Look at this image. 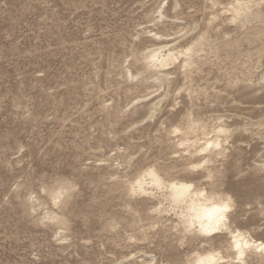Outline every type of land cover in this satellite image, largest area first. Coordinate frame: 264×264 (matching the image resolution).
Returning a JSON list of instances; mask_svg holds the SVG:
<instances>
[{
	"label": "rangeland",
	"instance_id": "1",
	"mask_svg": "<svg viewBox=\"0 0 264 264\" xmlns=\"http://www.w3.org/2000/svg\"><path fill=\"white\" fill-rule=\"evenodd\" d=\"M214 1L221 6L212 0H0V264H185L200 249L198 243L171 248L172 233L148 227L149 239L135 240L147 221L134 224L129 205L135 199L123 188L138 168L173 151L178 139L168 136V122L160 123L174 104L183 102L174 112L186 109V93L178 95L177 87L197 90L195 103L210 108V127L218 124L214 116L241 126L264 116V83L257 84L264 74V19L246 27L225 23L221 7L232 0ZM175 3L170 28L157 12ZM218 12L216 25L207 27ZM194 22L200 28L189 37H207L200 70L192 84L178 78L163 112L147 119L145 105L165 91L151 88L152 80L142 86L145 80L126 77L129 68L145 72L137 59L154 42L144 32L166 31L173 40ZM247 129L228 146L230 163L240 159L243 173L231 169L219 183L244 208L239 226L264 239V216L256 217L264 207V171L250 170L264 156V126ZM65 184L68 204L54 205L48 193Z\"/></svg>",
	"mask_w": 264,
	"mask_h": 264
},
{
	"label": "bare ground",
	"instance_id": "2",
	"mask_svg": "<svg viewBox=\"0 0 264 264\" xmlns=\"http://www.w3.org/2000/svg\"><path fill=\"white\" fill-rule=\"evenodd\" d=\"M178 4L175 3L171 9L163 5L160 6L157 12L159 22L166 23L165 25L170 28L174 27L176 20H172L169 11L176 12ZM262 4H264V0H232L227 6L221 7L223 8L222 15H224L222 21L239 23L241 26L255 21L261 22L264 19V11L256 10V8ZM212 5L221 6L214 0H212ZM212 18L207 27L216 25L220 19L219 12ZM190 24H183L184 26L177 36H173L175 37L173 40L170 39V34L166 31L144 32L154 42L150 47H147L141 57L139 55L140 59H137L142 62L145 72L135 74L129 68L126 77L131 80H145L142 86L152 80V84L149 83L151 88L157 87L165 91L158 100L148 101L149 103L145 105L147 119L152 120L159 116V110L161 113L163 112L164 105L162 103L172 93L171 88L178 83V78L182 77L184 81L193 83V74L199 69V53L204 51L207 37L206 33H198L196 36L189 37L200 28V25L198 26L196 23ZM248 32L251 33L250 30ZM253 33L260 34V28H255ZM181 40L186 41L181 44ZM178 44L181 45L178 46ZM135 56L137 57V55ZM262 83H264V74L260 76L257 84ZM174 91H177L178 95L185 92L183 99H187L188 102H186V109H179L176 112L173 109L183 102L174 104L171 106L173 109L165 114L168 115V118L164 120L161 118L160 127L168 122L170 126L167 131L168 136L175 135L178 139L177 143L172 146L173 151L163 153L153 164L138 168L135 176L124 183L123 194L135 199L134 206L129 205L135 216L134 224L147 221V224L142 227L143 230L141 229L133 238L137 241H147L149 233L145 228L148 227V231L172 233L175 239L173 243L168 244L171 248L178 244L193 245L198 243L201 245L200 249H195L193 254L186 259L185 264H190L194 254H198L205 264H252V261L258 258H260L258 261L264 264V239L254 237L249 231L239 226L237 220L244 208L240 211L235 197L219 183V178L231 169L235 176L243 173L240 159H235L231 163L229 161L233 155L228 153L230 149L228 146L231 143L234 146L237 142L235 133L247 131L248 126L257 128L264 126V116L262 115L256 121L250 120L247 124L243 122L244 126L239 123L230 125L223 121L224 116L216 118L214 116L218 124L210 127L207 124L210 108L208 105L200 108V105L195 103L197 90L188 86L187 88L177 87ZM150 96L136 99V103L150 100ZM213 96L216 100L220 99V92L215 91ZM177 129L179 131H176ZM259 135H261L260 132ZM181 148L184 149L183 152H180ZM239 150L242 151L240 147ZM259 157L260 160L250 167L254 175H259L264 171V156ZM150 171H153L155 175H149ZM173 185L176 186L175 189H173ZM187 185H191V191L186 193L182 186ZM262 190L258 189V191ZM69 192L70 187L65 184L50 191L48 196L54 205H66L68 204L67 199L62 200V197ZM70 194L68 197L71 196ZM225 205L229 209L226 213H214L211 217L208 216L211 209L221 208ZM220 216H224V220L220 222L219 230L210 231L212 227L216 226ZM259 216H264V207L258 209L256 217ZM46 218L58 225L68 226L67 221L59 216L51 214ZM193 223L195 227H191ZM205 229H209V231H205ZM237 244L240 245L239 249L236 247ZM133 257L132 255L131 258ZM152 261H155L153 257Z\"/></svg>",
	"mask_w": 264,
	"mask_h": 264
},
{
	"label": "snow or ice",
	"instance_id": "3",
	"mask_svg": "<svg viewBox=\"0 0 264 264\" xmlns=\"http://www.w3.org/2000/svg\"><path fill=\"white\" fill-rule=\"evenodd\" d=\"M176 131H179V130L177 129ZM209 147H210V146H209ZM217 147H219V145H217ZM148 174H149V175H153V176L155 175V173H154L153 171H150ZM157 182H159V181H157ZM138 183H139V182H138ZM172 187H173V189L176 188L175 185H173ZM182 187L184 188V191H185L186 193L191 191V185L182 186ZM201 195H204V194L201 193ZM33 199H34V197H33ZM57 203H58V201H57ZM224 210H225V211L228 210V206H227V205L224 206ZM223 220H224V216H220L219 219H218L217 222H216V226L212 227V228L210 229V231H218V230H219V224H220V222L223 221ZM205 231H209V229H205ZM236 247L239 249L240 245L237 244Z\"/></svg>",
	"mask_w": 264,
	"mask_h": 264
},
{
	"label": "clouds",
	"instance_id": "4",
	"mask_svg": "<svg viewBox=\"0 0 264 264\" xmlns=\"http://www.w3.org/2000/svg\"><path fill=\"white\" fill-rule=\"evenodd\" d=\"M33 197H30V199H33ZM34 199H35V197H34ZM227 211H229V209ZM227 211L224 210V207L213 208L208 213V216L211 217L214 213H226ZM191 227H195V224L193 223V225H191ZM190 264H205V261L203 259H200L198 254H194V258L190 261Z\"/></svg>",
	"mask_w": 264,
	"mask_h": 264
}]
</instances>
